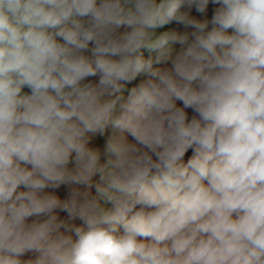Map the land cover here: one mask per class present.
<instances>
[{"label":"clouds","instance_id":"obj_1","mask_svg":"<svg viewBox=\"0 0 264 264\" xmlns=\"http://www.w3.org/2000/svg\"><path fill=\"white\" fill-rule=\"evenodd\" d=\"M0 264H264V0H0Z\"/></svg>","mask_w":264,"mask_h":264}]
</instances>
